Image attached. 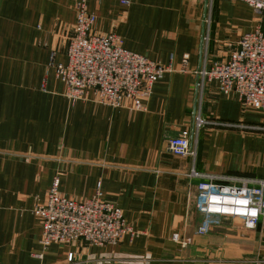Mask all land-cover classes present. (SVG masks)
Returning <instances> with one entry per match:
<instances>
[{"label":"crops","instance_id":"crops-1","mask_svg":"<svg viewBox=\"0 0 264 264\" xmlns=\"http://www.w3.org/2000/svg\"><path fill=\"white\" fill-rule=\"evenodd\" d=\"M74 1L0 0V264H264L260 238L239 220L196 232L203 220L195 207L199 179L189 176L194 170L264 179V132L250 128L264 121V112L244 110L234 95L207 84V124L197 136L195 158L166 147L168 138L192 128V71L227 58L216 56L215 42L228 49L240 33L264 30V14L256 18L243 2L218 0L209 39L208 0H131L127 6L87 0L95 32H113L125 49L174 68L154 82L145 108L133 110L103 105L91 93L74 102L64 96L51 64L66 62ZM231 19L248 28L228 38L220 28ZM203 35L209 53V45L202 50ZM56 172L66 197L88 198L99 185L134 235L115 245L42 248L32 209L44 201Z\"/></svg>","mask_w":264,"mask_h":264},{"label":"built area","instance_id":"built-area-1","mask_svg":"<svg viewBox=\"0 0 264 264\" xmlns=\"http://www.w3.org/2000/svg\"><path fill=\"white\" fill-rule=\"evenodd\" d=\"M222 1H240L257 15L264 14V0ZM86 2L74 1L75 20L65 50L66 62L51 64L65 86L66 98L73 102L91 93L96 102L106 106L143 110L154 82L174 68L125 49L113 32H95L96 16L87 9ZM130 2L119 0L124 6ZM207 42L208 35H203L202 50L206 49ZM187 59L185 55L181 60L183 72L187 70ZM192 73L196 77V93H203L207 84L213 83L219 94L234 95L244 110L264 112V30L257 27L240 33L227 58L215 60L210 65L204 61ZM193 115V127L198 128L202 120L195 112ZM252 128L264 132V125ZM192 134L193 131L183 129L168 138L167 150L175 156L194 159L196 150L192 147ZM59 176L58 173L53 176L44 201L35 202L32 209L40 220L42 248L73 242L115 245L126 235H134L123 219L121 208L103 198L99 185L92 196L73 199L59 192ZM189 176L199 179L195 207L203 220L197 233L205 234L211 225L228 219L239 220L244 229L264 226V179L200 174L194 170ZM173 239L177 240L178 235L174 234ZM185 244L183 242L182 246ZM32 256L40 258L41 254ZM71 256L69 253L67 259Z\"/></svg>","mask_w":264,"mask_h":264},{"label":"rangeland","instance_id":"rangeland-1","mask_svg":"<svg viewBox=\"0 0 264 264\" xmlns=\"http://www.w3.org/2000/svg\"><path fill=\"white\" fill-rule=\"evenodd\" d=\"M231 3H234V2H231ZM218 4H219L218 0H214L213 2H211V0L210 1L208 0V4H207V8H206L207 9L206 19H207L208 24H209V34H208L209 35V39H212V37H211L212 26H213V28H215V26L217 27V25H215V15H216V12H217V9H218ZM243 5H244V3H243ZM244 6L246 8H248L256 16V18H258L257 14L252 10V8H250L246 4ZM247 28H248V26L246 24H244L243 20H241V19H231V20H228V22H226V23L224 22L223 26L220 28V33H222L223 35H227V37L229 38V37H233V35H235V33H237L239 30H245ZM210 31H211V33H210ZM214 39H215V37H214ZM223 41L225 43H227V44L231 43V41L227 40V39H223ZM208 42H209V40H208ZM208 42L206 44V48H207V45H209ZM215 44H216V46H215L216 56L223 57V56L228 55L231 45H228L229 48L227 49V46H223L220 43V41H219V43L215 42ZM210 46L211 45L208 46V53L210 52L209 51L210 50ZM226 50H228V52ZM224 54H226V55H224ZM194 85H195V83H194ZM194 94H195L194 100H195V106H196L194 111H195V114L198 115L200 120H202V124L200 125V127L197 128L196 126L193 127V125H194V122H193L192 123V128L189 131H193L192 138H191V141H193V146L192 147H194L196 152H197V136H198L200 130H202V128L205 127V125L207 123H206V120L204 118L205 116L203 114L204 96H202V95L204 94V91H203V93H201L200 91H198L196 93L195 92V88H194ZM64 96H65V93H64ZM68 101L72 102L70 100H68ZM75 101H77V100H75ZM193 116H195V115H192V118H193ZM222 124H225V123H222ZM263 125H264V121L261 122V124L251 125L250 127H251V129H254L252 127H263ZM255 131L260 132V130H257V129H255ZM31 158H32V156H27V157H24L23 159L30 160ZM57 173L60 174V172H56L54 175H56ZM248 230H254L256 232V234H257V239L260 238L259 240H257V243L260 244L257 247H264V226L260 225V226L255 227L254 229H248ZM38 254H41V253H38Z\"/></svg>","mask_w":264,"mask_h":264},{"label":"snow or ice","instance_id":"snow-or-ice-1","mask_svg":"<svg viewBox=\"0 0 264 264\" xmlns=\"http://www.w3.org/2000/svg\"><path fill=\"white\" fill-rule=\"evenodd\" d=\"M241 203H244V201H241Z\"/></svg>","mask_w":264,"mask_h":264}]
</instances>
